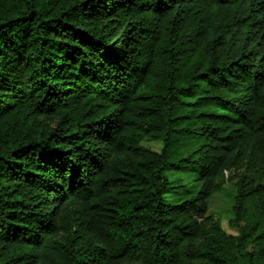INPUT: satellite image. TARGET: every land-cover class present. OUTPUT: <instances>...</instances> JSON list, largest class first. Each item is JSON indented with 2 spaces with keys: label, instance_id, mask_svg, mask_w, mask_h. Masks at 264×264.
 I'll list each match as a JSON object with an SVG mask.
<instances>
[{
  "label": "trees",
  "instance_id": "16d2710c",
  "mask_svg": "<svg viewBox=\"0 0 264 264\" xmlns=\"http://www.w3.org/2000/svg\"><path fill=\"white\" fill-rule=\"evenodd\" d=\"M0 264H264V0H0Z\"/></svg>",
  "mask_w": 264,
  "mask_h": 264
},
{
  "label": "rangeland",
  "instance_id": "374dc122",
  "mask_svg": "<svg viewBox=\"0 0 264 264\" xmlns=\"http://www.w3.org/2000/svg\"><path fill=\"white\" fill-rule=\"evenodd\" d=\"M142 144L156 151H159L162 147V144L160 142L148 139H143ZM168 175L172 180H175L177 178V174L169 173ZM181 177L183 178L182 184L184 185V187L178 188V191L185 193V189H187V191L191 192V194H189V196H177V199L186 197L189 198L199 191L200 183L196 181L197 178L192 172L185 173ZM234 194L235 187L233 183H229L225 185L222 191L211 196L208 201V213L214 215L216 219H219L223 230L230 235L238 234L237 228L231 223L233 219L232 208L234 204ZM167 199L170 203H176L175 195L170 194L167 196Z\"/></svg>",
  "mask_w": 264,
  "mask_h": 264
}]
</instances>
